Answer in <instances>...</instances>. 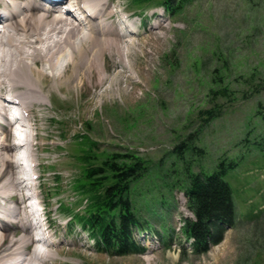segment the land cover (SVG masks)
<instances>
[{"label":"rangeland","instance_id":"1","mask_svg":"<svg viewBox=\"0 0 264 264\" xmlns=\"http://www.w3.org/2000/svg\"><path fill=\"white\" fill-rule=\"evenodd\" d=\"M114 5L132 14L130 21L139 32L137 56L128 73L135 80L129 84L125 79L124 93L101 100L102 89H54L46 105L32 107L30 126L26 118L18 137L37 134L31 158L36 160L37 193L51 231L46 243L38 245L26 222L18 227L19 219H11L14 238H28L27 252L51 245L49 264H264V0H192L175 15L156 6L140 11L129 0H114ZM4 48L11 50L9 45L0 50ZM112 66L109 74L114 75L118 69ZM224 90L223 97L219 91ZM207 110L217 116L206 120L201 112ZM82 135L97 144L98 155L133 152L150 165L130 193L136 213L154 231L146 238L135 234L146 247L143 254L99 251L83 231L70 228L69 215L60 212V203L72 211L80 209L71 185L79 175L72 155L83 147ZM182 143L187 148L178 160L171 150ZM220 163L233 193L235 225L226 229L219 244L195 255L181 232L184 218H193L186 199L178 187L167 193L160 184L184 182L182 170L188 165L195 173L212 174ZM27 177V192H32L29 171ZM160 195L165 205L155 204L153 214L146 201ZM162 226L167 247L160 237Z\"/></svg>","mask_w":264,"mask_h":264},{"label":"bare ground","instance_id":"2","mask_svg":"<svg viewBox=\"0 0 264 264\" xmlns=\"http://www.w3.org/2000/svg\"><path fill=\"white\" fill-rule=\"evenodd\" d=\"M23 1L28 3L22 5ZM70 1L73 2L61 0L54 2L52 8H44L34 0H1L0 18L3 15L7 18L0 25V48L5 45L11 48L9 51L7 48L0 50L2 117L7 115L2 103L12 95L19 99L20 107L28 114V122L31 123L32 107L46 105L54 89L62 92L102 89L98 94L101 100L105 95L121 93V82L125 79L133 84L134 75L128 73L133 69L131 61L137 56L139 32L135 22L130 21L132 14L125 15L126 9H116L114 0H82L84 7L93 13L91 18H82L78 11L72 9L73 4L66 7ZM60 10L67 15L56 16ZM80 11L84 12L83 9ZM120 16L129 23L118 21ZM71 18V23L66 22ZM81 21L90 28L77 23ZM110 64L118 69L114 75L109 74ZM11 125L9 121L7 126ZM21 126L26 127V124L21 123ZM4 130L8 132V129ZM36 137L37 134L19 136V143L15 144L7 136H0V215H3L0 264H49L53 259L49 244L46 248L27 252L30 246L28 238H14V226L9 222L29 215L35 219L38 217L32 203L36 191L29 193L26 185L20 186L28 183V171L29 176L35 173L36 160L31 157H35L32 151L37 146ZM13 165H16V173L12 171ZM14 197L18 200L13 202ZM18 227H21L19 223ZM41 234L43 237L36 239L38 245L46 238Z\"/></svg>","mask_w":264,"mask_h":264},{"label":"trees","instance_id":"3","mask_svg":"<svg viewBox=\"0 0 264 264\" xmlns=\"http://www.w3.org/2000/svg\"><path fill=\"white\" fill-rule=\"evenodd\" d=\"M129 1L137 7H144L143 9L160 6L168 14L175 15L192 0ZM219 94L226 96L225 90L219 91ZM201 114L205 115L206 120L217 116L209 110ZM79 139L83 147H77L78 152L73 155L79 165V175L74 179L72 187L88 203L80 212H74L68 206H63L60 210L63 214H71L70 227L85 231L99 251L118 256L143 253L145 248L135 239L134 232L148 231L151 228L136 213L135 202L130 193L134 184L148 175L150 165L133 152L98 155L94 152L97 146L95 142L83 135ZM186 146V143H182L171 150V153H176L178 160H181ZM218 168L220 170L215 173L204 174L193 172L188 165L182 170L184 182L177 179L171 184H160L167 193L178 187L186 198V207L194 219L185 218L181 232L184 240H192V253L195 255L205 254L211 245L219 244L223 240L226 226H233L236 219L232 189L222 178L223 164L220 163ZM166 174L171 177L169 173ZM160 185H155L158 192ZM153 199L146 201V209L155 214V204L163 206L166 201L163 200V195ZM162 228L165 229L164 226Z\"/></svg>","mask_w":264,"mask_h":264}]
</instances>
